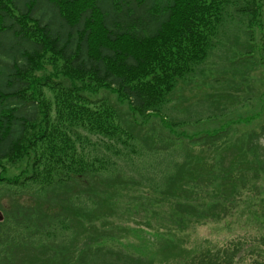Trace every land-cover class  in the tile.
I'll return each instance as SVG.
<instances>
[{"label": "trees", "instance_id": "1", "mask_svg": "<svg viewBox=\"0 0 264 264\" xmlns=\"http://www.w3.org/2000/svg\"><path fill=\"white\" fill-rule=\"evenodd\" d=\"M262 2L0 0V182L9 187L0 191V206L17 207L13 225L28 224L16 229L26 235L10 236L0 264H148L143 254L114 249L113 243L121 244V234L135 230L154 235L148 239L161 251L167 244L185 248L192 228L228 217L240 219L237 229L252 225L264 233V145L258 139L264 100H254L252 83L258 64L264 68L255 42ZM221 50L222 63L229 66L220 74L209 59ZM207 63L210 68L203 67ZM230 73L240 78L236 92L243 94L237 101L235 94L224 95L231 81L219 78ZM201 86L213 96L201 94ZM103 91L127 104L133 121L128 126L135 130L137 117H156L173 136L159 144L173 139L178 147L159 146L137 135L141 130L134 136L118 110L98 99ZM247 102L257 111L245 117ZM188 103L199 111L187 107L189 120H169L176 105ZM212 121L213 129L172 133ZM188 139L198 145L194 150ZM136 161L146 168H124ZM16 169L18 174L10 172ZM121 189L128 191L120 194ZM59 191L69 198L63 204L55 196ZM139 211L150 217L143 227L141 220L130 221L125 231L122 224ZM159 212L164 214L159 225L166 229L146 230ZM39 220V231L29 235ZM248 231L222 258L220 252L206 248L203 256L195 249L185 264H264V251ZM8 239L0 234L2 246ZM14 244L23 247L19 261L8 257L15 254ZM34 249L39 254L31 255ZM242 249L245 254L235 262Z\"/></svg>", "mask_w": 264, "mask_h": 264}, {"label": "rangeland", "instance_id": "2", "mask_svg": "<svg viewBox=\"0 0 264 264\" xmlns=\"http://www.w3.org/2000/svg\"><path fill=\"white\" fill-rule=\"evenodd\" d=\"M262 3H263L262 24H261L259 30L255 34V42L261 49V53L263 55V57H262L263 64L262 65L264 66V0ZM225 55H226L225 52L223 50H221L220 52L217 51V53L214 54L213 57H211L212 58L211 60L209 59V62H213V63L217 64L215 66L216 67L215 69L220 70V74L222 72H224L223 71L224 67L229 66V64L227 65V63H224V64L222 63L221 58L226 57ZM207 64L203 67L206 68V66H207V68H210V65L209 64L207 65ZM254 74L256 76L255 81L251 80L254 87H255V90H254L255 91V94H254L255 99L254 100H256V101L257 100L258 101L264 100V96L262 95L264 93V68L260 67L258 64ZM219 78L221 80L226 79V80L231 81L230 85H229V83H227V86H226L227 89L224 90V88L223 89L219 88L220 92L224 90V95L229 94V95L234 96V94H235L237 97L236 98V101H237L238 97L242 96V94H243L242 92H240V93L236 92V91H238L236 86L240 83V78H236V79L233 78L231 73L227 76H219ZM202 80L203 79L200 78V84H201ZM210 80L211 79H209V82H210ZM197 81H198V79H197ZM197 81L194 84H197ZM245 89H246V86H244L242 88V90H245ZM254 91H252V92H254ZM197 92L198 91H196V93ZM200 93L206 94V96H213V95H209L212 93L211 90H208V89L202 90V86H201ZM98 99H106L108 102H110L111 105L114 106L118 110L119 115L121 116V118L123 120L124 126L128 129H130V131L133 134L134 133L136 134V132L141 130L142 133H137V135H139L141 137H144L147 135L151 139H154L156 144L159 146H166V144H167V145H169V147H176L178 145V144H173V142H175V141H172L173 139H168V140L164 141L162 144H159V143H161V139L170 136L171 132H169V128L164 126L158 118L149 117L146 120H143V119L137 117L138 125H136V127H135L137 129L134 130L131 126H128V125H130V122H133V121H131V119H130V113L131 112H130L126 103H120L117 100V97L115 95H113L109 92H106V91L101 92L99 94ZM196 99H199V101H202V97L196 98ZM246 104H249L250 110L249 111H245V110L243 111V116H245V117L248 115H251V114H249L250 112L253 114L257 111V109L253 106V103L247 102ZM189 105H190V103L176 105V109L174 111L170 112L168 115L170 117L169 120L171 119L177 123L182 121V120H189V119H187V114L189 113V111L188 112L186 111V108L189 107ZM204 105L207 106L206 103H204ZM173 106H174V104H173ZM173 106L170 105L169 110H172ZM201 106H202V104H200L199 107H201ZM196 107H198V106L189 107V110L195 108L194 112L197 113L199 111V109ZM202 107H204V106H202ZM261 107H263L262 109H264V106H261ZM231 111H233V110H231ZM263 119H264V117H263ZM258 124H261L260 129H264V120L262 122H259ZM187 125H189V126H185L183 128L180 127V129L178 128L175 131H172V133L176 134L177 132L184 130L185 134L192 135L195 132L197 133L199 131L203 132V131H206L209 129H213L216 127L217 124H216V122L212 121L210 123H208V122H202V123H197V124L189 123ZM260 129H259L260 135L258 136L259 137L258 139H259V142H261V144L264 145V132L262 133V131H260ZM135 134H134V136H135ZM170 137L173 138V136H170ZM187 146H188L189 150H194V147L198 146V145L196 144L195 141L188 139ZM171 152H172V149H169L168 153L171 154ZM200 153L201 152L198 151V149L195 151V154L199 155ZM150 159H152L153 161H156V159L153 157H151ZM138 161H136L134 165L126 166L124 168H127V167L134 168L136 166H140V168L141 167L146 168V166H143V164L139 163ZM227 166H228V162L225 163V168ZM6 168H8L7 169L8 171H9V169H12V168H9V166H6ZM149 168H151V167H149ZM149 171L151 173V169ZM10 172L12 174H18L19 169H16V171L11 170ZM0 176H2L1 170H0ZM5 176L9 177V173H6ZM133 177H135L138 181L140 180L139 175H136ZM6 182L7 181L0 182V191L4 192L3 190L9 189ZM259 185H261V184H259ZM260 188H261V191L264 192V182H262V186H260ZM82 189H87V186L83 185ZM88 190H90L89 186H88ZM125 191H128V190L121 189L118 192L121 194L122 192H125ZM139 193H141V191H139ZM205 195H202V196H205ZM55 196H56V199L59 200V203H62V204L65 203L64 202L65 199H69L68 196L66 194H63L62 191H59L58 194L55 193ZM103 196H106V195L104 194ZM187 197H188V195H187ZM85 198H86V196H85ZM201 198L202 197L198 196V195H196V196L191 195L190 196V199H198L199 201ZM5 199L6 198L3 197V201ZM66 205H64V206H66ZM198 205H201V204H198ZM7 206H9V209H8L9 212L5 213L4 208H6ZM7 206H5V207L0 206V234L1 233L3 235L6 234V236H8V238H9L8 242L5 245L2 246L0 243V251H4V252H6L11 245L12 240H11L10 236L13 238L12 234L14 232H18V234L20 236L27 234V233L23 234L22 232H20L19 230H16V229L25 230V226H28L27 221H25V223L21 224V225H19L18 222L14 221V225H13V220H10V216L14 217V215L16 213H18L17 209H16L17 207L12 206V205H7ZM201 208L202 207H200V209ZM158 209H159V207H153L152 208V210L155 212L158 211ZM63 210L66 211V209H63ZM202 210H204V208ZM198 212H200V210ZM158 214H159V216H156L155 217L156 219L155 218L149 219V222L151 224L153 221L154 226L152 225L150 227L151 229L146 228V230H152L154 228L166 229L163 225H159L160 223L164 222V220H162V218L164 217L163 216L164 214L162 212H159ZM67 217H69V214H67L66 217H64L63 219H66ZM149 217H150V215L148 216L147 213L141 212V211L132 213V214H130V216H128L127 221L122 224L124 226L123 228L126 229L125 231H128L130 228L129 222L130 221H135V222L137 221L138 222V220H141V221H139V225H140V227L141 226L143 227V223L141 224L142 220H144L145 218H149ZM110 219L113 220V218H110ZM239 220L240 219H238V217H236V219H234V217H228V218L222 220L221 222H207V223L203 224L201 227L192 228L190 230V233H189V238L186 237V240L184 242V244L186 243L187 249H186V247L183 248L182 246H180V248L177 247V249H176L175 247H170L167 244V247L163 248V250L161 251L159 248H153L151 241L148 239V238L153 239L154 235L144 234V232L142 233L143 235L142 234L137 235V232L135 230L132 231L131 234H129V235H126L125 233L121 234V236L124 237L123 242L121 244L120 243L117 244L116 242H114L113 246L115 247L114 249H117V250H120L123 252H125L127 250L131 254L133 253L132 255L136 254L138 256H141V254H143L142 258H144V256H145L148 264H185L186 262H188L185 260H187V258L189 256L195 255V253H194L195 249H198L199 252L201 251V253H203V256H206V254H208V253H206V248H208V249H211V251L214 252L215 254L220 252L219 253L220 258H222V254H223L225 248H228L229 245H231L234 242H237L240 239H242V235H240V234L246 235L247 232H249L248 230H252L251 232H252V237H253L255 246L258 247L260 253L263 252L264 251V233H262L261 231H258L259 228L257 226H252V225L245 226V228H242V229L241 228L237 229V223L239 222ZM33 223H34V220H33ZM169 224L171 225L172 228L175 229V227L172 226L175 224V221H172ZM40 225H41L40 220L36 221L35 222L36 227H33V229L29 230L30 231L29 235H32V236L35 235L36 234L35 231H39ZM99 226H101V225L99 224ZM132 226H134V224H132ZM137 228H139V227H137ZM108 229L109 228L106 227V229H105L106 232L107 233L111 232ZM117 233H119L118 229L115 230V234H117ZM253 233H256V234H253ZM21 234H23V235H21ZM68 235H69V232H66L64 234L63 238H61L62 242L67 238ZM261 235H262V237H260ZM21 248H23V247L18 246L16 248V244H14V253L15 254H12L11 256L8 255V257L17 259V261H19L20 257L24 256V254L21 252L22 251ZM34 251H37V252L31 253V255L39 254L37 249H34ZM239 251H240V253L236 255L237 257L235 258V262L239 260L238 259V258H240V257H238L239 255L245 254L244 249L239 250ZM53 253L54 252H51V254H53ZM234 254H236V251L234 252ZM258 260H261V258H258ZM183 261H185V262H183ZM245 263L251 264V261L247 260V261H244L242 264H245ZM31 264H50V262L47 260H46V262H41L39 260H36L35 262L34 261L31 262Z\"/></svg>", "mask_w": 264, "mask_h": 264}]
</instances>
